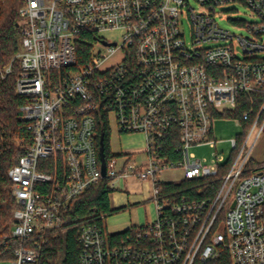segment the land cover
I'll use <instances>...</instances> for the list:
<instances>
[{"label": "built area", "instance_id": "built-area-1", "mask_svg": "<svg viewBox=\"0 0 264 264\" xmlns=\"http://www.w3.org/2000/svg\"><path fill=\"white\" fill-rule=\"evenodd\" d=\"M194 1L197 8L189 0H21L14 90L25 98L19 108L32 141L7 173L17 204L10 264H39L50 236L65 228L71 199L103 177L111 187L119 177L147 180L155 216L118 231L107 230L101 214L79 220L78 264H205L222 251L230 264H264V161L250 157L264 130V0ZM237 2L255 21H234L250 34L233 39L215 18ZM217 39L225 41L205 45ZM80 43L90 48L79 61ZM254 93L262 95L256 109ZM241 95L243 130L230 139L229 157H195L192 147L215 145V117L231 113ZM100 107L117 133L143 136V157L113 154L105 176L96 146ZM174 130L177 142L163 148ZM52 154L62 157L60 172L37 170ZM173 168L180 179L158 178ZM182 180L198 181L195 194L163 187Z\"/></svg>", "mask_w": 264, "mask_h": 264}, {"label": "trees", "instance_id": "trees-1", "mask_svg": "<svg viewBox=\"0 0 264 264\" xmlns=\"http://www.w3.org/2000/svg\"><path fill=\"white\" fill-rule=\"evenodd\" d=\"M21 0H0V260L11 258L9 252L10 232L13 225V211L17 207L15 203V192L12 182L8 177L9 168L14 165L18 157L24 153V148L32 141L31 132L27 129V122L22 117L19 106L25 101L24 96L15 93V82L19 74L20 63L16 56L20 50L22 19L18 9ZM89 45L80 43L78 46L79 61L88 53ZM78 61V63H79ZM9 67V71L5 72ZM255 109L262 100L261 93H254ZM247 107V97L241 95L238 104L225 115L240 118L241 113ZM96 146L100 135L103 137V149L105 159L113 153L110 152V126L106 113L100 107L96 110ZM175 130L162 139L165 149L177 142ZM171 156L174 154L169 151ZM57 162V163H56ZM58 166L62 167V157L52 154L47 158H41L37 163V170L57 175ZM107 177L100 178L94 185L84 193L71 199L66 210L62 213L65 228L50 236L48 242L43 246L39 264H78V252L80 244L77 241L76 222L88 217L98 216L111 211L109 207V192L112 187L108 184ZM198 181L182 180L179 184H166L163 187L177 189L184 194H195L194 185ZM215 183L211 182L214 189ZM214 186V187H213ZM41 187L38 185V188ZM37 188V187H36ZM211 188V189H212ZM100 222H102L100 220ZM205 264H230L227 252L222 251L215 259Z\"/></svg>", "mask_w": 264, "mask_h": 264}, {"label": "rangeland", "instance_id": "rangeland-1", "mask_svg": "<svg viewBox=\"0 0 264 264\" xmlns=\"http://www.w3.org/2000/svg\"><path fill=\"white\" fill-rule=\"evenodd\" d=\"M192 6L196 7L198 4L194 0H189ZM223 11H225L224 15L215 18L217 25L224 30H227L229 34H233V39L236 38L237 35L241 36H249L248 30L244 25H237V22L245 23V22H253L255 21L250 9L241 2L232 3L229 5H225L221 7ZM182 28V32L184 34V38L186 41H190L191 37V28L187 21V19L182 18V23L180 24ZM105 36L112 38L113 34H117V32H106L103 33ZM117 40H119L118 37ZM225 40L217 39V40H209L205 42V45H215L219 43H223ZM99 48L97 44L95 46ZM121 57L119 52L111 55L106 61L104 65H108L117 61ZM110 147L113 151H123L128 147L138 146L143 144V138L140 136L134 135H118L116 132V128L114 125V121L110 116ZM242 124L235 117L230 115H222L215 117L213 121V136L216 139L215 145L210 144H201L196 147H192L190 149L191 152L194 153L195 157L203 159L207 163H210L214 157V152H219L222 155L224 161L229 157L231 150V142L230 139L238 134L242 133ZM250 157L255 162L264 161V130L261 135L256 140L253 149L250 153ZM181 177V171L178 168L166 169L162 171L158 178L162 181L165 180H178ZM137 181V180H136ZM134 188L137 190L141 188L140 193H136L135 197L126 199L124 197L120 198L117 203L115 202L114 207L120 209L121 206H127L128 204L133 205L129 209H120L113 210V207H110L111 211L108 213H103L102 215V225L111 231H118L125 229L130 225L141 224L147 221H150L155 216L154 204L151 200H149V195L147 192V182L146 180L136 182ZM128 183H122L115 181V187L113 190L117 192L120 190L121 193L125 195V191H128L127 186ZM133 186V185H132ZM128 201V202H127ZM135 204V205H134ZM110 205V204H109ZM0 264H10L9 260H0Z\"/></svg>", "mask_w": 264, "mask_h": 264}, {"label": "crops", "instance_id": "crops-1", "mask_svg": "<svg viewBox=\"0 0 264 264\" xmlns=\"http://www.w3.org/2000/svg\"><path fill=\"white\" fill-rule=\"evenodd\" d=\"M118 135H122V136H126V135H134V136H140L143 138L142 134H139V133H127V134H119L117 133ZM142 146L143 144L141 145H138V146H133V147H128L126 148L125 150L123 151H113L112 148L110 147V152L113 153V154H126V153H129V152H136L134 154V157H136L137 159H141L143 157V152L141 151L142 150ZM118 157V161L121 162L124 158H123V155L121 156H117ZM115 181L117 182H124V183H128V191H125V195L123 193L120 192V190H118L117 192H115L113 190V188L115 187ZM114 181V184L112 186V191L109 192V206L110 207H113L114 209L113 210H120V209H129L130 207H133V205L131 204H128L127 206H121L120 209H117L116 207H114L115 205V202L117 203V201L124 197L126 198L127 200L130 199V198H133L135 197V194L136 193H140L141 192V188H139L138 190L135 187V185L137 184L136 182V179L134 178H116ZM147 182V192H148V195H150V191H151V187H150V183L146 180ZM133 185V186H132ZM149 199V198H148ZM128 202V201H127ZM135 205V204H134Z\"/></svg>", "mask_w": 264, "mask_h": 264}, {"label": "water", "instance_id": "water-1", "mask_svg": "<svg viewBox=\"0 0 264 264\" xmlns=\"http://www.w3.org/2000/svg\"><path fill=\"white\" fill-rule=\"evenodd\" d=\"M98 155L100 159V167H101V174L105 176L106 174V159L103 149V137L100 135L99 141H98Z\"/></svg>", "mask_w": 264, "mask_h": 264}]
</instances>
